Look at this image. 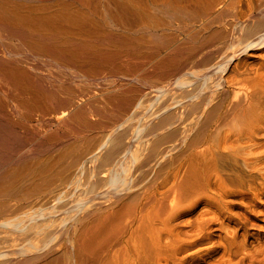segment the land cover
<instances>
[{
  "label": "bare ground",
  "instance_id": "obj_1",
  "mask_svg": "<svg viewBox=\"0 0 264 264\" xmlns=\"http://www.w3.org/2000/svg\"><path fill=\"white\" fill-rule=\"evenodd\" d=\"M224 1L0 0V116L27 148L23 156L19 142L12 146L11 135V142L3 138L12 147L0 157V264H264V0L255 15L236 23L245 32L223 31L219 58L203 55L206 48L194 55L189 44L185 52L181 41H174L177 55L163 54L168 6L183 18L192 12L201 36ZM147 61L158 68L154 78L172 83L158 85L153 95L142 92L158 105L137 128L136 117L128 128L131 116L124 119L123 113L107 133L98 129L104 135L91 117L102 109L101 98L76 99L74 91L67 99L69 84L43 75L70 68L71 76L75 67L98 74L114 67L117 73L123 67L142 72ZM124 85L105 91L107 107L124 100L126 110L138 101L142 94ZM70 123H78L70 134L81 137L67 145ZM94 127L92 133L102 136L89 134ZM0 144L7 146L2 139Z\"/></svg>",
  "mask_w": 264,
  "mask_h": 264
},
{
  "label": "rangeland",
  "instance_id": "obj_2",
  "mask_svg": "<svg viewBox=\"0 0 264 264\" xmlns=\"http://www.w3.org/2000/svg\"><path fill=\"white\" fill-rule=\"evenodd\" d=\"M228 1H229V3H230L231 0H227V2H226V0H225V1H224L225 3H223V6H224L225 9H224L222 6H219V8H222V9H219V12H218V13H220V15H219V14H214V15H212L213 17L211 16V19H213V23H214L215 27H214V25H213V23H212L211 27H208V28H207V31H206V29H205V32H207L208 34L205 33V32L203 31L204 33L202 32V35H201V36H200L199 34H197V35L195 34V33H197L196 31H197V29H198L199 27H198V24L195 23V22H198L197 19H196V17H195L194 15L191 16V15H192V12H188V11H185L186 13L183 12V13H185V14L188 13L187 15L183 14V15H184V18L187 17L186 19H184V18L181 16L182 11H179L180 13L177 11L176 14H175V11H176V10H174L173 7H171V8H172V9H171L170 6H168V7H169V11H168V8H167L166 16H165V21L168 20L167 23L165 22V29H166V30H165V31H166V32H165V37H167V38H169V39H168V40H167V38H164V39H165V40L167 41V43H169V44L165 43V44L167 45V46H165V47H168V48H169V46H170V48H169V49H171L170 52H172V49H173V52L175 51L176 53H173V52H172V53H173V54H172V53L169 52V49H168V48H167V49L165 48V51L163 52V54L166 53V55L164 54L165 56H173V55L175 56V55H177V52H179L180 50H179V47H178V49L176 48V45L178 46V44H175V42H177V41H178V42L181 41V42H183L184 44H186V45L183 44V46H186L187 48H188V45H187V44H189L190 49H192L191 51H193L194 55L198 54V53H196V52H198V51H199V54H198V55H200V54L202 55V53L204 52V50H205V48H206V50H205V52L203 53V55H204V54H206V55H211V54H212L213 56H216V57L219 58L220 55H221V54L224 52V50H225L224 45L222 44L223 41H224V40H222V38H224L226 31H227V33H229V32H231V30L233 29L232 32H231V33H232L231 35H239V33L241 34V31H244V32H245L246 27H245V26H241V30H240V27H239L240 24H239L238 22L243 21V20H244V17H246L247 15H249V14H248L249 12H250V14H251V13H253V14L255 13V14H256L257 11H258V8L260 7L259 0H251V1H250V0H246L247 2H246L245 0H237V1L232 0L231 3H232V2H235V3L237 4V2L240 1V2H238L237 5L240 6L241 8H244V7H245L244 9H242V12L245 11V12H243V14H242L241 11H240V10H241L240 7H236L237 5H235L234 3H233V4L230 3V5L233 6V8H232L231 6H228V4H229ZM241 1H242V2L244 1V2L242 3V5H241ZM254 1H255V2L257 1V2L255 3ZM250 2H251V3H250ZM245 3H246L247 5H246ZM248 3H249L250 5H251V4H252V5L250 6ZM253 3H255V5H254ZM258 3H259V4H258ZM225 4H227V6H225ZM243 4L245 5L244 7H243ZM246 6H247V7H246ZM248 6H250L251 8L248 7ZM230 8H231V9H230ZM234 8H235V9H234ZM226 9H227V10H226ZM247 9H248V11H246ZM170 10H172V12H170ZM221 10L223 11V12H222L223 14H224V11H225V10H226L228 13L225 12V15H224V16H223V15L221 16ZM233 11H234V12H233ZM251 11H252V12H251ZM255 11H256V12H255ZM168 12H169L170 14L173 13V15L171 14L173 17H171V15H170ZM246 12H247V13H246ZM167 13L169 14V17H171L170 19H169V17H167V16H168ZM177 13H178L179 15H178ZM230 13H231V14H230ZM238 13H239V14L241 13V14H240L241 16H240ZM236 14H238V15H236ZM244 14H245V15L247 14V15L245 16ZM255 14H254V15H255ZM174 15H176V16H174ZM188 15H190V16H188ZM215 15L220 16V17H219V21H216V19H217L218 17L216 18ZM227 15H228V17H227ZM214 16H215V17H214ZM237 16H239V18H237ZM242 16H243V17H242ZM176 17L178 18V20H180V23H179L178 20H176V19H177ZM179 17H180V19H179ZM189 17H190V18H193V20H195V21H193V20L190 19ZM204 17L206 18V16H204ZM207 17H209V16H207ZM221 17H222L223 19H225V20L222 19L223 22L220 21ZM235 17H236V18H235ZM181 18H182V19H181ZM214 18H215V19H214ZM233 18H234V19H233ZM241 18H242L243 20H242ZM258 18H259V17H258ZM171 19H172V20H171ZM203 19H204V18H203ZM231 19H232V20H231ZM235 19H236L237 21H236ZM169 20H171L172 23H174V22H176V21H177L178 23L176 22V23L172 24V23H170L171 21H169ZM173 20H175V21H173ZM185 20H186V21H185ZM214 20H215L216 22H215ZM217 20H218V19H217ZM228 20H229V21H228ZM238 20H239V21H238ZM226 21H227V22H226ZM235 21H236V22H235ZM185 22H186V26H185ZM217 22H218V23H217ZM219 22H220V23H219ZM228 22H229V23H228ZM231 22H233V23H231ZM168 23L172 24L173 26L171 25V26H172V27H171L170 24H168ZM181 23H182L183 26L181 25ZM183 23H184V24H183ZM187 23H188V24H187ZM225 23H227L228 25L225 24ZM230 23H231L232 25L235 23V24L233 25L234 28H231L232 26L230 25ZM236 23H237L239 26H238ZM179 24H180V25H179ZM189 24H190V25L192 24L193 26L191 25V27H190ZM223 24H224V25H223ZM166 25H167L168 28L166 27ZM168 25H169V26H168ZM178 25L181 27L182 30H179L180 27L178 28ZM226 25L228 26V28H227ZM235 25H237V26H236L237 28L235 27ZM174 26H175V28H177V29H174ZM194 26H195V27L197 26L198 28H197V27L195 28ZM224 26H225V27H224ZM169 27H170V28H169ZM185 27H186V28H185ZM188 27H190V28H192V29H189ZM193 27L195 28V30H194ZM213 27H214V28H213ZM238 27H239V28H238ZM183 28H184V29H183ZM212 28L214 29L215 32H220L221 34L223 33V31L225 32V33L222 34V36H220L221 34L218 35L219 33H215V35H217V38H219V39H221V40H217L216 36L214 35V31H213ZM215 28H216L217 31L215 30ZM221 28H224V29H223V30H220ZM225 28H226V30H225ZM235 28H236V29H239V30H236ZM242 28H244V29L242 30ZM173 29H174V30H173ZM185 29H186V31H188V32H190V33H187V32L183 33V32L185 31ZM210 29H211V31H210ZM218 29H219V31H218ZM178 30H179V31H178ZM191 30L194 31L193 34H194L195 36H197V37L199 36L200 38L202 37L201 40H200L199 37L196 39V37L191 33ZM229 30H230V31H229ZM234 30H235L236 32L238 31V32H237L238 34H237V33H234V32H233ZM180 31H181V33H180ZM193 31H192V32H193ZM221 31H222V32H221ZM152 32H153V31H151V34H149V35H150V37L153 36L152 38H155V35H154L155 33H154V32L152 33ZM168 32H169L170 34H169ZM171 32H172V33H171ZM174 32H175V34H178L180 38H179L177 35H176V36H173V35H175V34H173ZM244 32H242V33H244ZM167 33H168V34H167ZM211 33H213V34H211ZM233 33H234V34H233ZM152 34H153V35H152ZM187 34H190V35H187ZM209 34H210L211 37H212V35H213L214 38H213V37L211 38V37L209 36ZM229 34H230V33H229ZM170 35H172V36L175 38V40H174V38L168 37V36H170ZM180 35H182V36H180ZM185 35H186V37H185ZM204 35L209 36L210 39H205L207 36L205 37ZM223 35H224V36H223ZM190 36H191V37L194 36V37H195L194 40H196V41H193V42H192V39H193L194 37H193V38L191 39V41H190V39H189V38H191ZM203 36H204V37H203ZM219 36H220V37H219ZM176 37H177L178 40H176ZM209 37H208V38H209ZM183 38H185V39L183 40ZM203 38H204L205 40H204ZM215 38H216V39H215ZM170 39H172L171 42H169ZM188 39H189V40H188ZM185 40L188 41V42H190V43L192 42L194 46H191L192 43H191V44L188 43V42L186 43ZM197 40H198V41L200 40L201 42H198ZM202 40H203L204 42H202ZM208 40H209V42H206V41H208ZM211 40H213V41L216 40V41L213 43V41H211ZM166 41H165V42H166ZM174 41H175V42H174ZM220 41H221V42H220ZM178 42H177V43H178ZM218 42H220V43H218ZM171 43H172L173 45H171ZM194 43H195V44H194ZM204 43H205V44H204ZM210 43H212L211 45L214 44V45H213L214 48L211 47ZM201 44H202V45H201ZM203 44H204V45H203ZM218 44H219V45H218ZM221 44H222V45H221ZM220 45H221V46H220ZM173 46H174L175 48H173ZM199 46H200V47H199ZM207 47H208V48H207ZM202 48H203V50H201ZM220 48H221V49H220ZM174 49H175V50H174ZM190 49L188 48V49H186V50H184V51L187 52V51L190 50ZM193 49H194V50H193ZM208 49H209V51H211V52H208L209 54L207 53V50H208ZM210 49H211V50H210ZM213 49H214V50H213ZM166 50H167L168 52H167ZM176 50H178V51H176ZM196 50H197V51H196ZM200 50H201V51H200ZM219 50H220V51L222 50V51L220 52ZM194 51H195V52H194ZM212 52H213V53H212ZM167 53H169V54H167ZM210 53H211V54H210ZM198 55H197V56H198ZM216 57H215V58H216ZM147 63H148V64H145V65H144L145 67H144V66H143V67H144V69H145L146 67H148V69H145V70H144L143 67H140V69L142 68V69H141L142 72H141L139 69L135 68V67H125V69H123V68H124V67H123V68H121V70H120V68L118 69V67H116V69H118V73H117V71L115 70V67H114L113 69H114L115 71H114V70H110V73H111V72L115 73V76H113V75H111V74L109 73V69H104V71L106 70V71H105L106 73L104 72L103 74H102V70H100L101 73L99 72V74H100V75H99L98 72H97V71H99V70H97V71H95V70H90V69L82 70L81 68H78V69H77V68L75 67V68H74V72L71 73V74H72L71 76H70L69 74H67L68 71L65 72V73L63 72V71H66V70H62V69H61V70H62V73H61V70H60V73H59V72L57 71V70H59V69H57V68H53V69L51 68V69H49V70L47 69L48 72L45 71V73H44L43 70H42V71H43V75L46 74V75H44L45 77H47V76L50 75V76H52V77H50V80H51V78H52V80H53V77L56 78V74H55V76H53V75H52V74H53V71L50 72V70H54V72H55V71H56V73L58 72L57 74L60 76V77H59V76L57 75V76H58V77H57L58 79H57V78H56V79L54 78V80H53L54 83L57 82V85H64V87L67 86L66 84H69V85L67 86V87H69L68 89L70 90V89L72 88L73 90L71 89V90H70L71 92H70L68 89H67V91H64V92H66V93L64 94V96H66L67 99L70 98V97L73 95L72 92H74V91L77 92V94H78V96H77L78 98H76V99H79V98L81 97L80 95H82V97H83V95H85V96H87V98H88L89 96H91L93 99H94L95 96L98 97L97 99H100V98H101V100H102V103H101V104H98V103L101 102V100H97V101L95 100L96 102L99 101L98 103H96V105L98 104V106L101 105L100 107H102V109H101L102 111L100 110L101 113H100V111H99V113H97V115H96V114H93V115H91V117H92V120H94V119L96 120V119H97L96 121H94V122H96V123L99 125V126H98V125L96 126V127H97L96 130L99 129V130L103 131L102 129H105V128H106L105 132H106V131L108 132V131L111 129V127H113L114 125L117 124V122L119 123V119H120V122H121L123 118L125 119V117L127 118V117H130V116H131V120H130V122L126 123V126H128V128L131 127L130 125H132L133 118L135 119V117H136V120H134V122L136 121L135 124H136V123H137V124L135 125L134 122H133L134 125H132V126L134 127V126H138V125H140V120H139V119H141L142 116L145 117V116H146V113H147V114L150 113L151 110H154V108L157 107V106H155V105H158V102L156 101V99H153V98H155V96H148L147 94H146V95H147V96H146V95H144V94L148 92V94L150 93L149 95H153V93H155L154 88H157L158 85L161 86L162 84H163V85H168V84L172 83V81L168 80L169 78H167V79L164 78V81L162 80L163 78L160 77V76H159V78H158V79L161 78L160 80H158L157 78H154V76L157 75L156 77H158V75H159V71H157L158 68L154 66V68L156 69V71H155L154 68H153V66H152L153 64H151V62H148V61H147ZM146 65H147V66H146ZM149 65H150V66H149ZM150 67H152V68H150ZM72 69H73V68H72ZM75 69H76V71H75ZM83 69H84V68H83ZM111 69H112V68H111ZM122 69H123V70H122ZM127 69H128V70L130 69V70H129L128 72H126ZM131 69H132V70H131ZM136 69H137V70H136ZM149 69H150V70H149ZM67 70H69L68 73H70V70H71V69H70V68H67ZM77 70H78V72H77ZM88 70H89L90 73L88 72ZM134 70H135L136 72H141V73L137 74L136 72H133V73H134V75H133V73H131V72L134 71ZM138 70H139V71H138ZM147 70H148V71H147ZM42 71L40 70L39 72H42ZM71 71H73V70H71ZM83 71H84V72H83ZM85 71H87V72H85ZM107 71H108V73H109L111 76L107 73ZM123 71H124V72H123ZM130 71H131V72H130ZM143 71H144V72H143ZM151 71H152V73H154V71H155L156 73H154V74H150ZM75 72H76V74H74ZM79 72H81V74H84V75H81ZM120 72H121V73H120ZM129 72H130V75L128 74ZM149 72H150V73H149ZM157 72H158V74H157ZM50 73H52V74H50ZM63 73H64L65 75H64ZM78 73H79L80 75H79ZM91 73H92V74L94 73L95 76H94V74L92 75ZM113 73H112V74H113ZM116 73H117V74H116ZM122 73H123V74H122ZM124 73H125V74H124ZM144 73H146V74H144ZM147 73H149V74L147 75ZM61 74H62L63 76H61ZM85 74H86L87 76L90 74V77L88 76V78H87V76H86ZM105 74H106V76H107V75H108V76H107V77L104 76ZM127 74H128L129 77L127 76ZM135 74H136V75H135ZM142 74H143V75H142ZM155 74H156V75H155ZM74 75H75V76H74ZM78 75H79V76H85L86 81H87L88 83H89L90 80H91L90 84H91L92 82H94L95 84L92 83V85H90V86L88 87L89 84L85 83V85L87 84V85L85 86V85H84V82H83V81H85V80L80 81V79L82 80V79H85V78H84V77H79ZM98 75H99V77H98ZM137 75H138V76H137ZM141 75H142V77H144V78H142ZM145 75H146V76H145ZM67 76H68V78H67ZM72 76H73L74 78H73ZM92 76H93V77H92ZM131 76H134V77H133L134 79L131 78ZM147 76H148V77H147ZM70 77H71V78H70ZM76 77H79V78L77 79ZM100 77H101V78H100ZM110 77H112V78H110ZM124 77H128V78H129V80H128L127 78H126L125 80H126V81L128 80V81L130 82V84H129L128 81L125 82V81L123 80ZM136 77H138V78H136ZM152 77H153L154 79H157L158 82H157V81H153L154 79H153ZM62 78H63V82H65V81L67 80V82H66L65 84L61 81ZM64 78H66V79L64 80ZM75 78H76V80H77V82H78V83L76 82L77 84L80 85L81 83H83L82 85H80L83 89L80 88V86L77 85V84L75 83V81H74ZM89 78H90V79H89ZM97 78H99V80H98ZM102 78H103V79H102ZM104 78H105V79H104ZM106 78H107V79H106ZM119 78H120V79H119ZM121 78H122V79H121ZM135 78H136V79H135ZM151 78H152L153 80H152ZM176 78H177V77L174 76V78H171V80H173V82H174V81H176ZM60 79H61V80H60ZM69 79H70V80H69ZM71 79H72V81H71ZM73 79H74V80H73ZM87 79H89V80H87ZM93 79H94V80H93ZM101 79H102V80H101ZM131 79H133V80H132L133 83H134V81H135L134 84L130 81ZM137 79H139V80H137ZM68 80H69V81H68ZM107 80H108V82H109V81H112V82L107 83ZM60 81H61L62 83H61ZM70 81H71V82H70ZM97 81H99L100 83H101V82H103V83L99 84V82H97ZM113 81H115V83H114ZM123 81L126 83V85H124L125 83H124ZM80 82H81V83H80ZM118 82H119V83L122 82V84H119ZM155 82H156V83H155ZM161 82H162V83H161ZM163 82H164V83H163ZM72 83H73V84H72ZM104 83H106L107 85H106V84L104 85ZM111 83H113L114 86H113V84H111ZM127 83H128V84H127ZM146 83H147V85H146ZM157 83H158V84H157ZM160 83H161V84H160ZM71 84L74 85V86H72V87L70 88ZM97 84H98V87H97ZM108 84H109V85H108ZM110 84H111L112 86H111ZM132 84H133V85H132ZM142 84H143L144 87L142 86ZM99 85H100V86H99ZM103 85H104V86H103ZM119 85H120V86H119ZM122 85H124V87H125L127 90L129 89L130 93H131V92H135V93H136V91H139V93L142 94V92H143V93L145 92L144 94H142V95H140V96L137 97V98H138V101H136L135 104H136V105H139V106H136V105L134 104V105L130 106L129 108H127V109L125 110V109H124V106H123V104H122L124 100H117V102L119 101L118 103H120V104H122V105H120V104L118 105L117 102H114V104H109V105H113L114 107H117V109H116L117 111H116V110H113V109H115L113 106H108V107H107L108 104H106V105L104 104L105 101H106L105 103H107V100H105V99H106L105 91L110 90V89H112L113 87H115L116 89H119ZM129 85L132 87V89H131V87L128 88ZM134 85H135V86H134ZM150 85H151V86H150ZM77 86H79V88H78ZM83 86L86 87V88H84ZM93 86H94V87L96 86L97 88L100 87L99 90L95 87V91H96V92H95V91H94V92L97 93L98 95L95 94V93H93V91H92V90H94V87H93ZM101 86H103L102 89H103L104 91L101 89ZM109 86H110L111 88H110ZM117 86H119V87H117ZM136 86H139V87L137 88ZM140 86H141L142 88H141ZM67 87H66V88H67ZM73 87H74V88H73ZM92 87H93V88H92ZM108 87H109V88H108ZM135 87H136L137 89H136ZM91 88H92V89H91ZM107 88H108V89H107ZM140 88H141V89H140ZM74 89H75V90H74ZM78 89H82V93H84V92L86 93V91H87V93H86V94H85V93L82 94V93H81V90H78ZM87 89H88L89 91H88ZM139 89H140V90H139ZM83 90H86V91L83 92ZM123 90H125V89H123ZM132 90H133V91H132ZM142 90H143V91H142ZM147 90H148V91H147ZM90 91H92V92H90ZM98 91H99V92H98ZM129 91H127V93H129ZM146 91H147V92H146ZM150 91H152V93H151ZM78 92H79V93H78ZM68 93H69V94H68ZM70 93H71L72 95H71ZM80 93H81V94H80ZM88 93H90L91 95H88ZM92 93H93V95H92ZM100 93H102V94H100ZM130 93H129L128 96L126 95L125 97H127V98H131L133 95H131ZM175 93L177 94V92H175ZM67 94H68V96H67ZM101 95H103V97H99V96H101ZM172 95H173V94H172ZM174 95H175V94H174ZM93 96H94V97H93ZM129 96H130V97H129ZM143 96H145V97H143ZM151 97H153V98H151ZM85 98H86V97H85ZM103 98H105V99H103ZM140 98H141L142 100H141ZM150 100H151V101H150ZM120 101H122V102H120ZM141 102H142V103H141ZM140 103H141V104H140ZM102 104H103V105H102ZM104 105H105V107H103ZM149 105H150V106H149ZM119 106H121V108H122V107H123V108L121 109ZM144 106H145L146 108H145ZM147 106H148V108H147ZM152 106H153V107H152ZM109 107L111 108V111H110V112H112V110H113L112 113H109L111 116H107V115H109V114H108L107 112H105L106 109H107L106 111L110 110ZM112 107H113V108H112ZM131 107H132V108H131ZM137 107H138V108L141 107V108H139V111H136V110H138ZM151 107H152V109H151ZM104 108H105V110H103ZM130 108H131V109H130ZM134 108H135V112H134ZM136 108H137V109H136ZM132 109H133V111H132ZM146 109H147V110H146ZM103 111H104L106 114H105ZM114 111H116V112L114 113ZM129 111H130V112H129ZM127 112H128L129 114H127ZM131 112H132V113H131ZM103 113H104L105 116H102ZM123 113H124V114H123ZM125 113H126V114H125ZM134 113H136V115H135ZM144 113H145V115H144ZM101 114H102V115H101ZM114 114H115L116 116H115ZM119 114H120V115L123 114V115H121L123 118H120V117H119V116H120ZM130 114H131V115H130ZM98 115H99V116H98ZM100 115L103 117L102 119H104V118H106V117H109L110 119L114 120V122H112L110 119H104V120H109V121L106 122V121L103 120L104 122H106L105 124H103L104 122L102 121ZM112 115H114V116H112ZM117 115H118V116H117ZM124 116H125V117H124ZM98 117H99V118H98ZM112 117H114L115 119L112 118ZM118 117H119V118H118ZM132 117H133V118H132ZM98 119H100V120H98ZM145 119H146V117H145ZM1 120L4 121L5 119H4V118H1V116H0V131H1V132H0V137H1L0 140L2 139L3 143H5V146H6V144H7V146H8V147L6 146V147L0 149V157H1V155H4V154H5L4 156L1 157V159H2L3 157H6L7 155H10V153H11V152H10V151H11L10 148H11L12 146H15V145H14L15 142L13 141L15 138L10 134V131L8 132V127H7L8 124H7L6 127H5V126H2V124L5 123V121L3 122V121H1ZM115 120H116V121H115ZM98 121H101L102 123H101V122H98ZM110 121H111L112 123H111ZM109 123H110V124H109ZM107 124H108V126L110 125V126H109L110 128H107V127H108ZM111 124H113V125L111 126ZM3 125H4V124H3ZM5 125H6V123H5ZM68 125H69V126H68ZM68 125H67V129H69V128H70V129H69V133H68V131H67V133H68V134H67V145H68V142H69V145H70V144L73 143L75 140L77 141L78 138L81 137V136H78V135H77V136H78V137H77L76 134H74V133H73V134H70L71 131L74 132L73 128H74V126L76 127V126L78 125V123H77V124L74 123V126H71V125H73V123H72V124L70 123V124H68ZM104 125H106V127H105ZM70 126H71L72 128H71ZM79 126H81V127L83 128V130L85 129L84 126H83L82 124H80ZM101 126H102V127H101ZM103 126H104V128H103ZM1 127H2V128H1ZM81 127H80V129H81ZM99 127H100V128H99ZM134 128H137V127H134ZM134 128H132L133 131H134ZM71 129H72V130H71ZM107 129H108V130H107ZM90 130H91V129H90ZM96 130H95V127H94V128L91 130V132L89 131V134H90V135H91V134H95V135H97V136H102V135H104V133H105V132L103 133V132H101V131H99V130H98L97 132H100V134H102V135H99L98 133H92L93 131L96 132ZM129 130L131 131V129H129ZM2 132L5 133V134H4L5 136L3 135V137L1 136ZM86 132H87V135H88V130L85 131V133H86ZM107 132H106V133H107ZM130 133H131V132H130ZM7 135H9V136L11 135L9 138H11L12 142H11V140L8 138ZM69 135H70V136H69ZM73 135H75V136H73ZM90 135H89V136H90ZM68 136H69V139H68ZM72 136H73L74 138H73ZM5 137L8 138V139H7L8 142H9V140H10V142H11L10 145H12V144L14 143L11 147L9 146V143H8V142H5V141H6V138H5ZM12 137H13V138H12ZM70 137H71V138H70ZM3 138L5 139V141H4ZM40 138H41V137H40ZM74 139H75V140H74ZM21 140H22V139H20V138L15 139V141H16V145H18V142H19V144H20V145H18V146H20L19 148L22 147L21 150L23 149L24 152L21 151V153L23 152L22 155L24 156V154H26V149H27V148H25V145H24V143H23L24 141H23V140L21 141ZM71 141H72V142H71ZM76 141H75V142H76ZM23 145H24V146H23ZM0 146H1V144H0ZM1 147H2V146H1ZM1 147H0V148H1ZM9 147H10V148H9ZM6 148L9 149L10 151L7 150ZM3 149H6V150L3 151ZM1 150H2V151H1ZM5 151H7V152H5ZM3 152H5V153H3ZM1 153H2V154H1ZM21 153H20V155H21ZM6 154H7V155H6ZM20 157H21V156H20ZM26 157H27V155H25V157H21V164L24 165V164L26 163V162H25V161H27V160H26V159H27ZM24 158H25V159H24ZM22 159H23V161H24L25 163L22 162ZM7 166H8V165H2L1 167H3V168H2L3 170H7V169H5ZM7 168H8V167H7Z\"/></svg>",
  "mask_w": 264,
  "mask_h": 264
}]
</instances>
